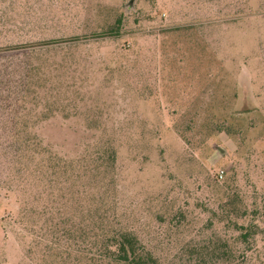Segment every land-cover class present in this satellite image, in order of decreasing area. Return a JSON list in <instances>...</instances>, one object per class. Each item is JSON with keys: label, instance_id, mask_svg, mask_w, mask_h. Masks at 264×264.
<instances>
[{"label": "rangeland", "instance_id": "rangeland-1", "mask_svg": "<svg viewBox=\"0 0 264 264\" xmlns=\"http://www.w3.org/2000/svg\"><path fill=\"white\" fill-rule=\"evenodd\" d=\"M129 1L0 0V264H264V0Z\"/></svg>", "mask_w": 264, "mask_h": 264}, {"label": "trees", "instance_id": "trees-1", "mask_svg": "<svg viewBox=\"0 0 264 264\" xmlns=\"http://www.w3.org/2000/svg\"><path fill=\"white\" fill-rule=\"evenodd\" d=\"M95 160V169L98 174V169L115 166L116 152L113 148L105 149L103 154L96 153ZM81 213L83 214L84 211L82 210ZM99 222V224L96 222L91 235L87 232L84 220L80 226L79 231L85 235L82 250L79 251L80 264L94 261L100 264H157L156 259L143 248L135 231L122 227L120 224L114 225L113 222L104 221L103 218ZM247 237L246 234L243 236L245 240ZM92 248L94 251L90 252Z\"/></svg>", "mask_w": 264, "mask_h": 264}, {"label": "water", "instance_id": "water-1", "mask_svg": "<svg viewBox=\"0 0 264 264\" xmlns=\"http://www.w3.org/2000/svg\"><path fill=\"white\" fill-rule=\"evenodd\" d=\"M134 1H135V0H130V1L128 2L127 6L131 7V6L133 5Z\"/></svg>", "mask_w": 264, "mask_h": 264}, {"label": "built area", "instance_id": "built-area-1", "mask_svg": "<svg viewBox=\"0 0 264 264\" xmlns=\"http://www.w3.org/2000/svg\"><path fill=\"white\" fill-rule=\"evenodd\" d=\"M222 174H223V172L221 171L220 173H219V178H222Z\"/></svg>", "mask_w": 264, "mask_h": 264}]
</instances>
